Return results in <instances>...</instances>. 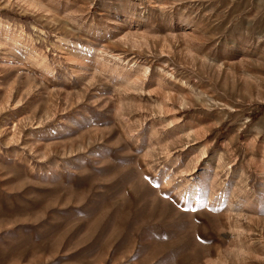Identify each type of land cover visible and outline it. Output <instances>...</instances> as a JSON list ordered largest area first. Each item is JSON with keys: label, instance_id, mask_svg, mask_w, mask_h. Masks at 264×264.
I'll use <instances>...</instances> for the list:
<instances>
[{"label": "rangeland", "instance_id": "374dc122", "mask_svg": "<svg viewBox=\"0 0 264 264\" xmlns=\"http://www.w3.org/2000/svg\"><path fill=\"white\" fill-rule=\"evenodd\" d=\"M35 1L0 0V264H264V0Z\"/></svg>", "mask_w": 264, "mask_h": 264}, {"label": "bare ground", "instance_id": "6f19581e", "mask_svg": "<svg viewBox=\"0 0 264 264\" xmlns=\"http://www.w3.org/2000/svg\"><path fill=\"white\" fill-rule=\"evenodd\" d=\"M28 2V1H27ZM26 2V3H27ZM29 4H30V6L31 7H33V8H36L37 10H42V11H46V7H45V5H42L41 3H39V2H37V1H35V0H29ZM47 4V3H46ZM114 32H116V29L115 30H113ZM117 33V32H116ZM108 35V34H107ZM128 37V36H127ZM192 42V41H191ZM191 46V45H190ZM192 49V48H191ZM124 76V75H123Z\"/></svg>", "mask_w": 264, "mask_h": 264}]
</instances>
